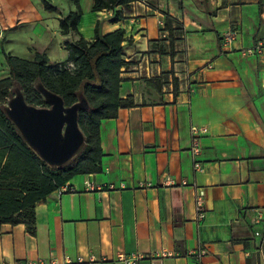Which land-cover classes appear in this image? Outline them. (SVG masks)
<instances>
[{
	"label": "crops",
	"instance_id": "obj_1",
	"mask_svg": "<svg viewBox=\"0 0 264 264\" xmlns=\"http://www.w3.org/2000/svg\"><path fill=\"white\" fill-rule=\"evenodd\" d=\"M66 1L56 15L40 0L0 2V79L9 76L4 34L18 24L44 39L32 58L43 52L58 61H51L49 32L67 58L64 43L77 35L59 29L74 9ZM79 3L86 39L96 23L100 34L124 31L122 53L131 63L121 68L119 95L134 103L99 122L101 171L75 175L62 185L72 190L38 201L32 232L0 223V262L122 264L119 254H139V264H264L254 235L264 227L254 222L258 210L264 216V0H133L99 11L93 0ZM166 16L184 28L173 56L151 46L167 38ZM228 29L237 37L223 47ZM257 43L260 52H243ZM193 126L205 129L198 154ZM196 187L205 192L201 220ZM201 249L207 253L198 256ZM162 251L171 254L154 257Z\"/></svg>",
	"mask_w": 264,
	"mask_h": 264
},
{
	"label": "trees",
	"instance_id": "obj_2",
	"mask_svg": "<svg viewBox=\"0 0 264 264\" xmlns=\"http://www.w3.org/2000/svg\"><path fill=\"white\" fill-rule=\"evenodd\" d=\"M40 1L45 9L57 10L49 0ZM70 1L74 9L59 18L62 34L77 35L75 40L64 43L66 59L51 63L43 52H36L32 59H27L4 51L1 45L9 76L0 79V223H23L31 232L38 201L75 175L101 171L99 122L115 117L119 108L134 103L132 95L124 98L119 95L121 68L131 63L122 53L124 31L117 29L100 34L96 23L94 36L86 39L78 30L82 15L79 0ZM131 1L93 0L91 10L112 9ZM163 30L168 32L167 38L151 41V46L157 47L161 54L173 56V44L183 34V25L166 16ZM165 40L168 47L164 45ZM172 84L176 92V77L172 78ZM41 88L61 96L65 106L82 99L87 105L78 111L84 141L77 153L61 165L42 159L7 112L9 98L17 92L28 104L48 106Z\"/></svg>",
	"mask_w": 264,
	"mask_h": 264
},
{
	"label": "water",
	"instance_id": "obj_3",
	"mask_svg": "<svg viewBox=\"0 0 264 264\" xmlns=\"http://www.w3.org/2000/svg\"><path fill=\"white\" fill-rule=\"evenodd\" d=\"M48 106L28 104L20 92L9 101L7 112L20 132L48 163L61 165L68 162L79 150L84 135L78 125V111L87 107L82 99L65 106L56 93L40 89Z\"/></svg>",
	"mask_w": 264,
	"mask_h": 264
},
{
	"label": "built area",
	"instance_id": "obj_4",
	"mask_svg": "<svg viewBox=\"0 0 264 264\" xmlns=\"http://www.w3.org/2000/svg\"><path fill=\"white\" fill-rule=\"evenodd\" d=\"M237 37V32L235 30L232 29H228L226 30L222 36H221V45L223 47H230L231 44L235 41ZM262 47L261 43H257V45H255L254 47H249V48H245L243 49V52L245 54H251V53H255V52H260ZM200 131H205V129H201L198 128L196 126L191 127V133H192V152L194 154H198L199 153V133ZM194 167L195 169H199L200 165L198 161L194 162ZM88 189H93L94 187L92 186L91 183H87ZM110 188H113V185H109ZM72 190L70 187L68 186H62L58 188L59 193H62L63 191H70ZM196 193H195V209H196V215H197V219L201 220L204 217V207H203V203H204V189L202 187H196L195 188ZM255 224H261L262 226L264 225V216L262 214V212L260 210L257 211L256 213V217L254 219ZM255 235L264 238V227H262L261 229H256L254 231ZM207 253V251L205 249H201L197 255L198 256H203ZM168 254L171 253H167L165 251H162L161 253H157L156 255H154V257L156 256H166ZM143 258L142 255L139 254H119L118 255V259L122 262V264H139L141 259ZM0 264H7L5 262H0ZM14 264H21L20 262H15ZM26 264H32V263H26Z\"/></svg>",
	"mask_w": 264,
	"mask_h": 264
},
{
	"label": "rangeland",
	"instance_id": "obj_5",
	"mask_svg": "<svg viewBox=\"0 0 264 264\" xmlns=\"http://www.w3.org/2000/svg\"><path fill=\"white\" fill-rule=\"evenodd\" d=\"M50 3L58 8V11H66L68 8V2L66 0H49ZM0 2H7V0H0ZM87 0H81L83 6H86ZM5 7V5H4ZM4 7L2 12H4ZM51 14H55L54 10H50ZM53 12V13H52ZM46 13V12H45ZM50 16H48L49 18ZM35 29L28 24H18L17 27L14 29L8 30L5 34V40L2 43V46L6 51H11L12 54L23 57V58H32L34 48H40L43 46L44 39L39 38L36 36ZM47 37L51 40V44L49 45L51 49L54 50L51 52V61L53 60H60L59 58H64L63 53L58 48H56L57 44L56 41L53 40L51 33H47ZM2 38V34H0V39ZM1 43V40H0ZM59 47V46H58ZM60 54V55H59ZM56 62V61H54ZM3 64V63H2ZM16 94L11 95L9 101L15 96ZM8 105V104H7ZM255 235V233H254ZM257 236V235H255ZM260 251L264 254V238H262V243L259 247Z\"/></svg>",
	"mask_w": 264,
	"mask_h": 264
}]
</instances>
